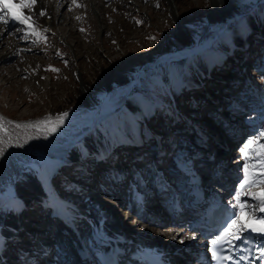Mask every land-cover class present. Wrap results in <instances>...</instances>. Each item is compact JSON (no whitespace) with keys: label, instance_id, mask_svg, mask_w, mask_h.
Wrapping results in <instances>:
<instances>
[{"label":"rangeland","instance_id":"1","mask_svg":"<svg viewBox=\"0 0 264 264\" xmlns=\"http://www.w3.org/2000/svg\"><path fill=\"white\" fill-rule=\"evenodd\" d=\"M91 1L81 0L78 3L75 0H49L47 6L51 14L54 13L55 8L59 6L61 8H59L58 15L56 14L58 19L50 26L45 27L43 31H35V35L32 34V28L14 22L9 16H5L8 21L6 25L0 22V26L6 27V31L1 37L5 43L2 48L0 45V205L18 203V186L24 182L22 177L25 170L35 162L36 155L39 154L61 163V169L50 177L47 190L51 188L50 190L57 196L62 195L71 207L78 210L87 207L93 199H99V204L102 207L98 206L97 208L102 211L105 204L107 209L119 207L122 210L120 219L126 223L130 222L127 231L131 224H135L133 228L136 229L130 233L138 232L137 234H139L141 231L143 234L146 229L143 228L136 212L129 206L132 195L142 193L145 186H150L147 183L135 185L138 178H142L141 183L148 182L147 178L155 180L158 174L152 172L151 169L159 165L160 173L166 174L163 182L173 187L172 192H175L178 185L174 179L180 177V183L188 179L185 178L184 173L179 172V164L175 162L176 159L191 150L181 144L186 142L181 141L178 134L176 137L172 134L181 125H183L182 132L185 131L184 117L181 115L190 118L195 116V120H199L202 116L214 119L213 123L209 124L212 128L211 135L213 138L218 137V140L222 139V142L226 140L232 148L229 149V152L225 150L229 148L228 145L224 147L217 145L216 147V144H212L207 150L199 151L202 157L212 156L213 163L222 158L221 156L227 158L219 159L216 163L215 167H223L222 175L216 181H211L213 171H215L214 167L213 169L191 167V165H187L192 159L189 156H185V159L180 163L186 165L188 171H192L202 185L214 186L216 188L214 191L227 195L225 197L235 199L237 196L241 197L240 185L245 180L243 173L245 164L242 166L244 159L240 155L251 140L247 141L248 138L245 137L237 154L234 155V147L238 142H234L225 132L228 130L226 124L229 121L231 122L230 130L234 134L242 127L248 129L253 127L251 130H255L257 125L250 126L248 123L252 120L256 122L257 119L264 117L263 109V112L254 113L253 116L244 118L245 121L236 124V119L232 118V112L228 110L230 107L235 114L237 113V106L244 104L243 97L246 87H249L254 94L260 97V102L264 101V66L261 63L264 61V28L260 27L264 25V0H245V3H240L242 12L240 18L245 19H240L238 22L208 21L212 8L211 0H173V6L179 7V13L182 15L177 19L170 16L169 7L171 4L167 0H140V8L128 2L129 0H125L127 3L124 0H99L101 2L99 14L95 11ZM253 12L255 13L252 17L253 21L259 20L257 30L249 25L251 24L250 18H246ZM65 15L66 19L61 20ZM40 23L39 20L35 21L36 25ZM180 25L188 30V33L189 30L198 32L202 47L194 48L196 49L194 52L208 51L202 64L204 67L206 65L216 67L213 70L217 75L215 81L222 83L223 86L221 90L211 88L212 92H215L218 102H215V108L207 112L204 111L210 103L207 97L193 90V83L186 82V80L189 81L188 77H192L191 81H193L197 75V71L192 70L194 67L191 65V58H181L170 63L168 69L175 76L174 88L164 76L165 69L162 65H158L167 53L187 48L182 41L175 39ZM237 27L240 28L237 36H244L243 41L239 42L238 40V43L231 49L227 46L223 51L220 50L221 47L214 49L215 43L224 35L228 34L229 39L233 38L229 34V30ZM246 27H249L250 30H246ZM206 45H209L208 48L204 47ZM220 55L225 57L219 59ZM3 56L6 58H2ZM237 57H241L243 60L249 59L250 64L240 65L239 62L242 61L235 60ZM136 63L139 65L135 70L138 78L131 84L129 90H121L110 105L98 112L93 124L84 123L76 126L74 134L50 135L27 130L18 124V121L49 116L53 112L59 115H81L90 112L92 107L85 104L86 90L89 87L107 86L110 83H115V90L120 89L123 85L118 83L121 76L127 70H134ZM197 69L200 70L198 64ZM94 98L98 106L105 99L103 95L97 94ZM135 99H138L150 114V120L142 121L141 127L145 124L147 128H152V132L155 131L159 139L150 140L148 138L149 144L147 145L150 149L137 146L138 150L133 149V138L128 136L125 138L123 132H117L120 124L126 121L123 114L127 104L135 102ZM219 102H223L224 105L220 106ZM247 103L249 104V102ZM135 105L138 107L136 102ZM245 108L248 109L249 106L247 105ZM205 113L206 115H204ZM138 116L140 115L138 114ZM188 122H190L189 119ZM233 124L236 126L233 127ZM157 126H161V128L156 129ZM94 129L104 131L108 136L106 145L110 146L111 153L102 164H99L98 156H95V153H90L85 158L72 156L73 148L80 147ZM180 130H177L178 133ZM261 130L254 136L258 142L264 138V135H261ZM141 132L140 130L138 133L141 134ZM250 132L247 133L251 139L253 135ZM129 141H131L130 144H128ZM209 141L212 143L211 138ZM261 144L264 145L263 142ZM157 152L159 153L157 154ZM246 155L251 157L254 156V153L248 152ZM138 156L140 157L137 158ZM82 158L85 159V162L80 160ZM241 159L243 161L239 163ZM141 160L147 161L144 162L145 165L139 164ZM246 162L250 161L246 160ZM117 165L118 167L120 165V168ZM145 166H148V169H145ZM224 168H227V171L223 170ZM216 171L217 173H215L219 174V170ZM122 177L123 179L128 178L126 180L128 182L125 183L128 185L125 187ZM248 179L251 180L250 177ZM42 180L43 178L40 176V181ZM128 187L130 193L128 192L126 195ZM263 189L264 187L259 182L250 188L246 187L243 195L257 194L259 190ZM115 194H118L119 197L115 198ZM35 200V197L31 196L27 203H23L21 206L24 217H27L29 213L35 215L36 209L32 208L30 211L29 208ZM241 202L246 207H251L252 211H248L249 215L256 214L255 206L252 207L254 201L244 197ZM164 203H159L156 206L155 203H153L154 206L150 205L161 209L162 207L166 208L167 205L164 206ZM53 210V208H46L37 217H31L32 220L28 219V227L24 233H29L35 226L32 223L33 219H36L35 221H38L39 217L46 219L52 215ZM163 211L165 212V210ZM162 214L160 217L163 216ZM72 215L76 216L77 213L73 212ZM131 216H136V219H132ZM66 219L71 220V217H66ZM87 220V217L80 218L76 222L78 226L77 231H73L74 235L64 238H61L62 235L51 234L55 232V228H52V232L46 236V241L50 243L49 248L52 250L51 254L47 256L49 262L54 261L55 264L76 263L78 260L76 261V258L73 257L79 253L76 249L79 248L76 243L79 237L85 238L84 248L91 247L95 253L101 250L95 239L96 232L93 225ZM164 224L166 226H163ZM163 225L155 228L161 230L164 237L167 236V231L174 232L179 237L178 242L174 245L164 239V244L170 246V251L176 256L178 249L182 250L183 248L182 236L178 229L185 227L175 223L169 225L167 220ZM174 228L177 230H173ZM29 234L25 236L29 237ZM53 242H56L57 245ZM4 246L15 258L14 264L28 262L25 256L31 255L28 253L29 247L19 246L15 244V241L4 243ZM183 252L188 253L184 250ZM9 258H11L10 255ZM38 258H36L38 260L36 264H43ZM127 261L129 262L128 259Z\"/></svg>","mask_w":264,"mask_h":264},{"label":"bare ground","instance_id":"2","mask_svg":"<svg viewBox=\"0 0 264 264\" xmlns=\"http://www.w3.org/2000/svg\"><path fill=\"white\" fill-rule=\"evenodd\" d=\"M48 1V2H47ZM76 2H80L81 0H75ZM125 1V0H124ZM171 5L169 7V13L170 16L173 19H177V17H182V15L179 13V7L173 6V0H167ZM78 2V3H79ZM126 2V1H125ZM131 4L135 5L136 7L140 8V0H129ZM8 3H10L13 6V12H16L17 14H25L31 16V21L29 22L31 24V27L35 31H43L45 27L50 26L51 23H54L56 19H58V14L60 11V6L58 8H55V11L53 14L48 11L47 3H49V0H36V3L34 7L29 11L28 9H24L23 12H21L20 8L16 5V0H8ZM92 5L95 8V11L98 12L101 10V2L99 0H92ZM127 3V2H126ZM240 3H245V0H211L212 8L210 9V17L208 21H216V22H224L226 20H230L231 22H238V20H242L245 18H240L241 16V10H240ZM60 8V9H59ZM45 13L44 15H40V13ZM57 14V15H56ZM72 14V13H71ZM255 13H251L250 16H247L246 18H250L251 24L250 26H253L254 30H257L259 25V20L253 21V15ZM74 15V14H73ZM71 15V16H73ZM61 18V17H59ZM62 19H66L65 17H62ZM40 21V24H35V21ZM14 21V20H13ZM253 21V22H252ZM18 22V21H14ZM182 22V21H181ZM210 26V25H206ZM260 27L264 28V25H261ZM213 28V27H212ZM261 28V29H262ZM240 30L239 27L232 28L229 30V34L233 38L229 39L228 34L224 35L219 41L215 43L213 46L215 48H220V50H225L227 47H230V49L240 41H243L245 39L244 36H237V32ZM246 30H250L249 27H246ZM260 30V29H258ZM6 31V27L0 26V45L2 48V45L5 43L4 40H1L2 35ZM196 31V30H195ZM190 31L188 33V30L184 29L181 25L178 27L177 30V36H175L176 40L182 41L187 48L182 49L180 51H175L171 53H167L166 56H164L163 60L158 64L162 65V67L165 69L164 76L167 78L169 84L171 87L174 88L175 83L174 79L175 76L172 74L171 71H169V65L174 60H179L181 58H191V65L194 67L192 70L197 71V75L193 81H191L192 77H188L186 82L188 84L193 83V90H195L197 93H200L201 95L207 97L209 100V104L207 105L206 109H204L205 112L209 111L212 108H215V102H218L216 100L217 96L215 92L213 93L211 88H214L215 90H221L223 88L222 83L216 82V74L213 71L216 69L215 66H203V58L207 57L208 51H203L202 53H196L194 52V48H200V36L198 35V32ZM8 32V31H7ZM206 32V31H205ZM236 33V34H235ZM205 34V33H204ZM198 35V36H197ZM236 36V37H235ZM174 39V41H175ZM232 40V41H231ZM226 43V44H225ZM209 45H206L204 47L208 48ZM227 46V47H226ZM223 47V48H222ZM198 50V49H197ZM201 51V50H200ZM216 52V51H215ZM218 54V53H217ZM224 55V54H223ZM221 56V55H220ZM225 56L219 57L222 58ZM2 58H6L3 56ZM218 58V57H217ZM235 60H241L242 62H239L240 65L244 64V66H247L250 64L249 59L243 60L241 57L235 58ZM212 61V60H209ZM233 62H236L233 60ZM262 66H264V61H261ZM197 64L200 67V70L197 69ZM139 65L136 63L134 65V70H127L124 72V74L121 76V79L118 81V83H122L120 89L115 90V83H110L107 86H100L96 88H86V98H85V104L89 107H92L90 112L84 113L81 115H69V114H62L59 115L55 112H53L49 116H43V117H37L29 120H21L18 121V124L24 127L27 130L30 131H39V133H47L50 135H65L67 133H75V127L83 125L84 123H94V121L97 118L98 112L104 110L106 106L110 105L117 95L120 93L121 90H129L131 87V84L138 78V74L136 73V68ZM237 66V65H236ZM256 66V65H255ZM264 69V67H263ZM214 72V73H213ZM213 74V75H212ZM257 77V76H256ZM250 84V83H248ZM130 85V86H129ZM211 91V92H210ZM243 91V90H242ZM241 93V92H240ZM95 94L97 95H103L104 101L101 105H97L96 100L94 98ZM215 97V98H213ZM244 104L241 106H237V113L235 114L234 111L228 107V110L232 112L233 119H236L238 124L239 122H242L244 118H248L250 116H253L254 113H261L263 112L264 107V101L260 102V97H258L256 94L253 93L249 87H246V90L244 91V97H243ZM138 105L136 107L135 105ZM135 102H130L127 104L125 108V112L123 114L125 118V122L120 124L119 128L117 129V132L120 131L121 133H124L125 138L131 137L133 138V149L137 147H146V149H150V147L147 145L149 144V139L152 140H159L157 137V133L154 131L152 132V128H147L145 124L141 127L142 121H149L150 120V114L147 112L146 107H144L138 99H135ZM242 102V101H241ZM249 102V104L247 103ZM173 103V102H172ZM175 106L176 104L173 103ZM97 105V106H96ZM220 106H223V102H219ZM249 106V108H245L246 106ZM240 108V109H239ZM180 113V112H179ZM215 113V112H214ZM221 113V112H220ZM138 114L140 116H138ZM181 115V114H180ZM206 115V113L204 114ZM215 115V114H214ZM181 117H184L185 122V131L182 132V126L181 125L178 129L180 132L178 133V129L175 130L174 134L175 137L178 134V137L181 141L186 143H181L182 145H186V148L191 149L190 151H187L183 156L176 159V164L179 165V172L182 174H185V178H188L186 181L184 180L183 183H180V177L174 179L175 183H178L175 192L173 191V187L168 186L166 183L163 182V179L166 177V174L163 173V175L160 173L159 165L152 168V172L158 174L157 178L154 180L153 178H147V181H144V183H141V177L138 178V182H135V185L139 184H150V186H145V189L142 193H136L135 195L131 196V201L129 202V206L134 212H136L137 217L139 218V221L143 224V228L146 229V231H143V234L141 231H139V234L136 232L134 234L130 233L131 231L134 232L135 230V224H131L129 231H127L128 225L130 222L126 223V221H123L120 219V215L122 214V210L119 209V207H113L112 209L106 207V204L103 205V211L100 208H97L98 206H101L99 199H93L88 203L87 207H84L82 210L75 209L71 207L67 200L63 198V196H57L55 192L50 190L47 187H49L50 183V177L53 176L55 173L61 169V163L58 161L54 162L51 158L42 156V155H36L35 162L25 170V173L22 177V180L24 182H21L18 186V203L8 205V204H2L0 205V264H14L15 258L12 257L6 247L4 246V243L7 244V242L15 241V244L21 246L24 245L26 247H29L28 253H30V256H25V258L28 260L26 264H36L38 263V258L40 260V263L43 264H55L54 261L49 262L48 255L51 254L50 252V243L46 241L47 235L52 232V228H54L56 225L65 222V228L67 232L66 234H63L61 238L72 236L74 235L73 231H77V224L76 222L79 221L80 218L87 217V221L90 222L93 225V229L95 230V236L97 244L99 245V250L97 253L92 251V248H84L85 238L79 237L77 239V245L79 248L86 249L85 255H82L78 253L77 256H74L73 258H76V263L73 264H120L124 262L123 264H151V258L150 256L152 254L159 256L162 261H164L167 264H203L199 263L198 258L199 257H207L208 256V248L210 241L207 240V237L202 236L201 234H198V232H194L191 230L190 227H185L183 229H178L179 234L182 236L181 243L183 244L182 250L178 249L177 255H173L172 251H170V246L164 244V239H166L171 245H174L178 242V238L176 233H172L171 231H167V236L164 237L161 230L156 229V226L162 227L165 220L168 221V224L175 223L176 225H179L180 223L184 222V220L187 218V211L191 210L188 209V206L182 205L183 211L178 212L177 207L174 206V203H176L177 199L179 200L181 198V194L185 193L187 188H191L192 191H195L197 187L200 186V183H198L196 176L191 172H189L186 165L181 164L180 162L185 159V156H189L191 159V162L187 165L197 166L198 168L202 167H209L214 170L213 176L211 178V181H216L220 176L222 175L221 166H216V163L219 159H227L225 156H221L222 158H219L216 160L215 163L211 161L212 156L206 155V157H202L199 154V151H205L208 147L212 146V144H216L218 146H227L226 140L222 142L221 140H218V137H214L211 135L212 128L210 127V123L212 124L214 119L212 120L210 117L202 116L199 120H195V116L188 117L186 115H181ZM259 117V116H258ZM62 118V119H61ZM188 119L190 122H188ZM141 120V121H140ZM251 120V119H250ZM193 121V122H191ZM235 121V120H234ZM183 122V123H184ZM236 124H233L232 126H236ZM250 126L257 125L255 130L253 127L245 128L242 127L238 129V132L234 134L231 129V122L229 121L228 124H226L228 130L226 131V134L229 136V138L233 139L234 142H238V144L234 147V155L237 154V150L240 147V145L243 144V139L247 137V141H255V143L251 144L248 148L246 147L244 152L240 155L244 159H241L239 163H242L243 170L245 169V166H248V172L249 176L252 179L256 180V183L260 182V178L264 176V173L261 172V169L264 168V150L261 149V142L264 143V138L261 141H256L254 136L258 132L264 133V117L262 119H257L255 121H251L248 123ZM145 126V127H143ZM155 126V125H154ZM240 126V125H238ZM261 127V128H260ZM156 129L161 128L155 127ZM154 129V128H153ZM142 131L141 134H139V131ZM151 130V131H150ZM150 131V132H149ZM177 131V132H176ZM248 131H251L253 138L250 139L248 137L249 133ZM253 131V132H252ZM182 132V133H181ZM180 134V136H179ZM143 135V136H142ZM149 138V139H148ZM212 139V143L209 141V139ZM106 141H108V136L105 134L104 131H99L98 129H94L86 138V141L82 143L80 147L73 148L72 156H82L86 157L90 153H95V156H98L97 160L99 161V164L104 163V160L107 156L110 155V146L106 145ZM131 141H129L128 144H130ZM242 143V144H241ZM211 144V145H210ZM157 145V143H156ZM158 145L160 143L158 142ZM157 145V146H158ZM114 146V145H113ZM229 146V145H228ZM233 146V145H232ZM159 147V146H158ZM160 148V147H159ZM158 148V149H159ZM232 147L229 146V148L225 149L229 151ZM137 150L139 148H136ZM145 149V150H146ZM132 150V149H129ZM160 150V149H159ZM214 150V149H213ZM243 150V149H242ZM161 152V151H159ZM157 152V154L159 153ZM165 152V151H164ZM230 152V151H229ZM248 152H253L254 156H247L246 154ZM163 153V152H161ZM198 153V155H197ZM222 153V152H221ZM220 153V154H221ZM241 153V151H240ZM219 154V155H220ZM161 155V154H160ZM233 155V156H234ZM71 156V157H72ZM141 156V155H140ZM138 156L137 158H139ZM238 156V155H237ZM246 156V157H245ZM239 157V156H238ZM82 158L83 162H85V159ZM246 160H249L250 162H246ZM54 162V163H53ZM147 162V161H140L139 164ZM223 166V165H222ZM118 167V165H117ZM145 169H148V166H145ZM120 168V165L119 167ZM219 170V174H216ZM223 170L227 171V168H224ZM120 171V170H119ZM159 172V173H158ZM216 172V173H215ZM245 174V172L243 171ZM40 176H42L43 180L40 181ZM66 176V175H65ZM123 179V177H122ZM128 178L123 179V185L126 182ZM255 183V184H256ZM41 185V186H40ZM128 184H125L127 186ZM42 187V188H40ZM57 189V188H55ZM204 186L202 187V191L206 194L207 198L210 196L217 197L221 200H223L225 203L233 207L237 213H240V209L238 207L237 201L235 198L232 197H225L227 195L221 194L219 192L214 193L212 189L214 187H211L210 189L212 191L205 192ZM130 191V188L126 190V195ZM183 191V192H182ZM191 193L189 194V197L191 200H194L196 196ZM130 193V192H129ZM213 194V195H212ZM216 194V196H214ZM257 194L264 195V189L259 190ZM35 197V201L33 204L29 206L30 211L31 209H36L35 215L32 213H29L27 217H24L22 215L21 206L23 203H27L28 198ZM115 198H118L119 195L115 194ZM151 197V199H149ZM155 197V198H154ZM171 197V198H170ZM248 197L250 200L254 201L252 207L255 206L256 214L255 217L264 218V212L259 211V201L252 199L251 194L245 196L241 195L240 197V203H242L243 198ZM66 198V197H65ZM154 198V200H153ZM165 199V200H164ZM167 200V201H166ZM171 200V201H169ZM35 202L39 203L36 204ZM165 202V203H164ZM160 204H165L166 208L162 207L154 208L151 205L154 206ZM151 204V205H150ZM2 207V208H1ZM102 207V206H101ZM46 208H53V213L51 216L43 218L39 217L38 221H35L33 219L34 227L31 228V231L29 233H24L26 227H28V219L31 217H37V215L40 213H43ZM45 209V210H44ZM24 210V209H23ZM165 210V212L163 211ZM29 211V212H30ZM248 211H252L251 207H245V213L246 215L243 217L245 221L248 220L249 213ZM73 212H76L77 215L73 216ZM164 212V213H163ZM193 212V210H192ZM153 215H151V214ZM163 213V214H162ZM66 214V217H71V220L74 222L75 227H71L66 223V217L64 215ZM160 214L163 216L160 217ZM150 215V216H148ZM133 217V218H132ZM165 217V218H164ZM43 218V219H42ZM132 219H136V216H131ZM78 219V220H77ZM32 220V219H30ZM77 220V221H76ZM82 220V219H81ZM84 221V219H83ZM86 221V222H87ZM31 223L29 224V226ZM146 225V226H145ZM163 226H166L165 224ZM257 227H260L259 224L256 225ZM65 228H60L59 233H64ZM30 230V229H28ZM79 230V229H78ZM177 230V229H173ZM137 231V230H136ZM178 232V231H177ZM27 234H29V237ZM60 234V235H61ZM26 235V236H25ZM59 235V236H60ZM18 238V239H17ZM38 238V239H37ZM49 238V237H48ZM25 240H28L30 242H27ZM262 243H264V238H261ZM168 242H166L168 244ZM57 245L56 242H53V244ZM173 243V244H172ZM12 245V244H11ZM136 246V247H135ZM77 247V246H76ZM75 248V247H74ZM135 248V249H134ZM134 251L132 252V250ZM96 250V249H95ZM188 252L187 254L183 252ZM20 251V250H19ZM81 251V249H80ZM88 253V254H87ZM9 255L11 258H9ZM73 255V254H72ZM73 259V260H74ZM129 260V262L127 261ZM181 261L183 263H181ZM22 262V261H21ZM20 262V263H21ZM264 263V260H263Z\"/></svg>","mask_w":264,"mask_h":264},{"label":"snow or ice","instance_id":"3","mask_svg":"<svg viewBox=\"0 0 264 264\" xmlns=\"http://www.w3.org/2000/svg\"><path fill=\"white\" fill-rule=\"evenodd\" d=\"M36 3V0H16V5L20 8L21 12H23L24 9H28L31 11V9L34 7ZM13 6L8 3V0H0V22H3L5 25L7 24V19H5V16H9L12 20L18 21L20 24H24L27 27H31V24L29 23L31 21L30 15H19L12 10ZM45 13L41 12L40 15H44ZM139 23V21H137ZM33 35H35V30L33 29L32 32ZM52 71H57L56 69H51ZM62 119V118H61ZM19 127V125H17ZM261 135H264L262 133ZM255 143V141H249L248 145L245 147L251 146V144ZM262 150H264V145L260 146ZM264 163V161H262ZM261 172L264 173V168L261 169ZM249 172H248V166H245V180L244 183L240 185L241 188V195L245 194L244 190L247 188H250L252 185L256 183L255 179L249 180L248 179ZM260 184L262 187H264V176L260 178ZM252 199L259 201V211L264 212V195L261 194H255L251 193ZM236 201L238 204V207L240 209V213L237 216L235 220L232 221V227L228 229V232L226 235H230L234 240H240L242 239V233L243 232H254L259 235L264 236V218L255 217L254 215H249L248 220L245 221L243 217L246 215L245 213V207L246 205L240 203V197H236ZM259 224L260 227H257L256 225ZM213 244H216L217 241H213ZM262 256H264V253H262ZM213 259L216 260H227L229 257H222L217 255L216 251L213 250L212 252ZM243 259V257H241Z\"/></svg>","mask_w":264,"mask_h":264},{"label":"trees","instance_id":"4","mask_svg":"<svg viewBox=\"0 0 264 264\" xmlns=\"http://www.w3.org/2000/svg\"><path fill=\"white\" fill-rule=\"evenodd\" d=\"M204 36H205V34H204Z\"/></svg>","mask_w":264,"mask_h":264}]
</instances>
